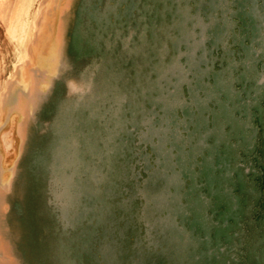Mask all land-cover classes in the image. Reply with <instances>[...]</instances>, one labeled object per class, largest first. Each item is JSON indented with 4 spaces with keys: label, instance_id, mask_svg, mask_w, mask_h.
<instances>
[{
    "label": "rangeland",
    "instance_id": "rangeland-1",
    "mask_svg": "<svg viewBox=\"0 0 264 264\" xmlns=\"http://www.w3.org/2000/svg\"><path fill=\"white\" fill-rule=\"evenodd\" d=\"M0 264H264V0H0Z\"/></svg>",
    "mask_w": 264,
    "mask_h": 264
}]
</instances>
